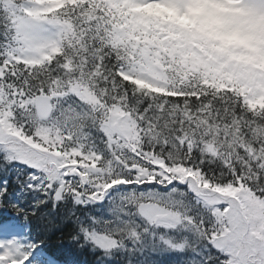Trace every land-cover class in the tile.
<instances>
[{
  "label": "snow or ice",
  "instance_id": "6c2138e0",
  "mask_svg": "<svg viewBox=\"0 0 264 264\" xmlns=\"http://www.w3.org/2000/svg\"><path fill=\"white\" fill-rule=\"evenodd\" d=\"M0 264H264V0H0Z\"/></svg>",
  "mask_w": 264,
  "mask_h": 264
},
{
  "label": "trees",
  "instance_id": "16d2710c",
  "mask_svg": "<svg viewBox=\"0 0 264 264\" xmlns=\"http://www.w3.org/2000/svg\"><path fill=\"white\" fill-rule=\"evenodd\" d=\"M63 248L61 249L63 255L68 256L70 258L79 257V260L83 262L86 257L81 255L76 249L74 245H71L68 241L63 242Z\"/></svg>",
  "mask_w": 264,
  "mask_h": 264
}]
</instances>
